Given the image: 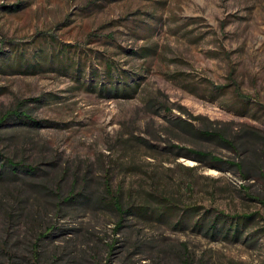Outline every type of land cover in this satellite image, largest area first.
<instances>
[{
	"label": "rangeland",
	"instance_id": "374dc122",
	"mask_svg": "<svg viewBox=\"0 0 264 264\" xmlns=\"http://www.w3.org/2000/svg\"><path fill=\"white\" fill-rule=\"evenodd\" d=\"M0 154V264H264V0H0Z\"/></svg>",
	"mask_w": 264,
	"mask_h": 264
},
{
	"label": "trees",
	"instance_id": "16d2710c",
	"mask_svg": "<svg viewBox=\"0 0 264 264\" xmlns=\"http://www.w3.org/2000/svg\"><path fill=\"white\" fill-rule=\"evenodd\" d=\"M4 118L5 117L1 118V121ZM202 133H204L207 136H215L220 140L228 143L225 140L223 134L218 133L217 131L211 132V131L203 130ZM190 152H192L193 154L199 157H207L215 162L220 161L217 157L204 151L192 150ZM36 169L37 168L34 166L24 165L22 163L15 162L14 160L7 157L2 158V155L0 154V176H2V174L5 172L14 174L18 170L23 171L26 174L36 173ZM260 177L262 178V183L264 187V172L260 173ZM106 191L110 197L109 199L111 200V202L109 201V204L114 208V210L117 212V214L120 217L128 213L129 215L134 214L138 217H143V218L146 217H151L156 219L168 218L166 216L167 213L164 211H156V209H152L151 211H148L147 205L123 207V205L118 200L120 196L115 195L114 191L110 190V188H107ZM72 197H73L72 195H68L66 199H71ZM199 211L200 208H198V206H192L186 208L184 213L178 217V221L176 222V225H186V221L189 222L191 221L192 228H195L196 230L204 229L205 235H209L212 237L223 236L224 238H229L233 236V238H237L243 227L246 226V224L250 222L252 218H254L255 216V213L237 214V215L229 216L220 210L205 209L203 213H200ZM120 220L117 223V227H119L120 225Z\"/></svg>",
	"mask_w": 264,
	"mask_h": 264
}]
</instances>
